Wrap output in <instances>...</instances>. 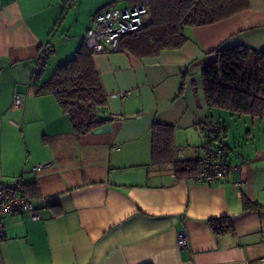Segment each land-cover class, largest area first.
I'll return each instance as SVG.
<instances>
[{"label": "crops", "instance_id": "0c3cea01", "mask_svg": "<svg viewBox=\"0 0 264 264\" xmlns=\"http://www.w3.org/2000/svg\"><path fill=\"white\" fill-rule=\"evenodd\" d=\"M145 1L0 0V181L29 183L34 206L5 217L3 264H264V139L253 131L260 119L239 115L253 120V149L234 159L224 138L229 161L242 170L210 184L155 163L151 134L155 123L174 125L178 160H201L207 120L223 121L228 135L238 114L228 124V115L207 106L203 69L219 50L264 48V0L188 28L181 49L158 57L94 53L110 131L76 134L55 95L38 92L85 44L100 10ZM46 44V66L32 81ZM245 196L263 208L245 212ZM223 216L233 230L215 234L210 219ZM182 230L190 248L177 243Z\"/></svg>", "mask_w": 264, "mask_h": 264}, {"label": "trees", "instance_id": "16d2710c", "mask_svg": "<svg viewBox=\"0 0 264 264\" xmlns=\"http://www.w3.org/2000/svg\"><path fill=\"white\" fill-rule=\"evenodd\" d=\"M147 4L151 21L141 30L126 34L119 46V50L140 59L181 49L189 41L188 28L214 24L239 14L250 7V0H147ZM93 54L85 42L70 60L57 67L53 77L38 91L55 95L78 135L93 132L111 120L105 110L107 94ZM203 79L210 109L219 108L264 121V48L238 45L217 51V58L204 67ZM217 122L225 129L223 121ZM151 134L155 163H172L176 173L182 176L199 171L201 160L176 158L174 125L155 123ZM225 150L229 160L227 147ZM22 185L30 194L29 183ZM262 208L248 197L243 198L245 212ZM210 225L215 234L233 230L229 216L211 218Z\"/></svg>", "mask_w": 264, "mask_h": 264}, {"label": "built area", "instance_id": "2783aa9c", "mask_svg": "<svg viewBox=\"0 0 264 264\" xmlns=\"http://www.w3.org/2000/svg\"><path fill=\"white\" fill-rule=\"evenodd\" d=\"M150 21L151 12L147 1L125 8L106 7L95 15L94 25L88 29L85 36L86 45L93 53L116 51L126 34L141 30ZM51 50L50 44L40 49L31 74L32 81L39 79ZM127 93L124 91L122 95ZM17 100L19 101L18 97ZM201 129L205 137L204 153L200 169L193 177L197 181L208 184L227 181L233 171L242 170V165L227 160L226 143L219 122L207 120L205 124H202ZM43 167L44 165L38 164L34 165L33 169L40 170ZM238 184L240 183H236ZM33 207L31 195L26 192L21 182L8 184L0 181V240L5 236V217L19 213H33ZM32 217L38 218L36 214ZM177 243L181 248L191 247V240L186 230L177 233ZM0 264H3L1 252Z\"/></svg>", "mask_w": 264, "mask_h": 264}, {"label": "rangeland", "instance_id": "374dc122", "mask_svg": "<svg viewBox=\"0 0 264 264\" xmlns=\"http://www.w3.org/2000/svg\"><path fill=\"white\" fill-rule=\"evenodd\" d=\"M214 110L221 111L222 113L228 115L229 120H227L226 122L227 123L230 122V116L232 115L231 112L219 110V108H214ZM217 118H219V116H217ZM246 122H248V123H246ZM230 124H232V125H231L229 132H228V135L223 134L224 129H221V130H222L223 138H225L227 140V142H231V144L233 146V150L235 152L231 156H232V158L236 159V158H238L237 154L243 156L244 155L243 153L245 151L247 152V150H249L250 148L253 149L252 146H254V144L252 145L250 143L251 142L250 137H247L248 128L250 130H253V128H254L253 127V120L251 117L250 118L249 117H240L239 115H235L234 122L231 121ZM256 124L258 126L256 125V129L253 130V131H255L254 132L255 136H257L260 139H264V121L263 120H261V121L256 120ZM227 127H229V125ZM196 137H198V143H197V146H198L201 142V139L199 138V136L197 134H196ZM203 138H205V137L203 136ZM260 139H259V142H260ZM256 143L260 144V143H258V141H256ZM235 145H236L237 151L235 149ZM262 145H264V141H263Z\"/></svg>", "mask_w": 264, "mask_h": 264}, {"label": "water", "instance_id": "95a60500", "mask_svg": "<svg viewBox=\"0 0 264 264\" xmlns=\"http://www.w3.org/2000/svg\"><path fill=\"white\" fill-rule=\"evenodd\" d=\"M111 129H112V127L109 124H107V125H104L101 128L96 129L95 132L96 133H102V132L110 131Z\"/></svg>", "mask_w": 264, "mask_h": 264}]
</instances>
